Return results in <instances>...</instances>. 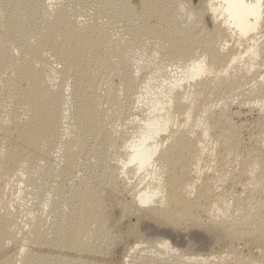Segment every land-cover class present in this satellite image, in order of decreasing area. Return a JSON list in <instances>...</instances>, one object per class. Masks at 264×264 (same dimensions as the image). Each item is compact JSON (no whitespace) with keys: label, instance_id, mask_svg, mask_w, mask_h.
<instances>
[{"label":"bare ground","instance_id":"1","mask_svg":"<svg viewBox=\"0 0 264 264\" xmlns=\"http://www.w3.org/2000/svg\"><path fill=\"white\" fill-rule=\"evenodd\" d=\"M176 7L184 20L170 19L159 34L148 8L137 15L134 31L153 40V53L178 58L170 70L147 72L138 81L137 69L152 62L117 59L107 41L96 45L92 34L70 42L69 30L50 27L45 15L32 36L36 44H28L31 35L29 41L20 37L16 8L8 13L0 3V82L11 69L6 88L20 94L11 99L16 112L0 117V264L34 257L31 235L42 218L13 211L19 185L35 188L37 170L51 171L61 159L74 164L80 154L93 179L78 180L83 190L72 200L64 230L70 251L51 252L50 264H264V0H188ZM204 19L210 29L200 24ZM12 39L18 46L28 41L19 50L22 63L13 58ZM70 44L78 63L70 64L74 89H54L55 56ZM110 73L138 94L136 106L125 108L128 130L112 135L98 126L90 142L76 146L58 138L64 150L46 163L57 127L64 137L68 97L81 92L95 104L89 92ZM94 158L106 161L97 173ZM25 226L29 238L22 236ZM166 233L181 237L183 248L169 244ZM152 247L160 257L150 260ZM143 253L148 257L141 259Z\"/></svg>","mask_w":264,"mask_h":264},{"label":"rangeland","instance_id":"2","mask_svg":"<svg viewBox=\"0 0 264 264\" xmlns=\"http://www.w3.org/2000/svg\"><path fill=\"white\" fill-rule=\"evenodd\" d=\"M187 1L188 0H0V3L7 9L10 6L16 8L18 12L17 14L15 12L14 15L17 16V24L21 29L19 33L20 37H24L29 41L31 35L30 42L25 40L28 44H31V41L33 42L32 44H36L32 36L41 29V19L38 17L42 18V16L45 15L47 16L50 27H62L69 30L68 39H70V42L71 40L73 41V39L75 41L81 39L82 33L86 36L92 34L98 37V39L95 38L93 40L96 45L102 44L101 38L103 37L105 41H107L106 46L109 48L108 51H110V55L117 56V59H126L134 66L136 62H152V66L150 67L137 69V80L141 81L142 75L147 72L159 75L162 71L164 72L166 67L170 70V64L174 66L175 63L173 64V62H177L178 58H167L162 51L153 53L151 50L153 40H149L148 37L136 33L138 31H134L133 27H135L134 25L137 23V15L142 14L144 12L143 10L148 8L147 15H149L150 26L159 34L160 29L167 26V24L165 25L167 21L171 22L172 19L176 18H182L184 20V11L176 6L178 3L183 4ZM32 2L37 5L33 7L31 5ZM154 5L155 10L153 11L156 12L150 10ZM8 11V13H10V9H8ZM200 24L207 29H210L212 26L209 19H204ZM22 42L23 41H20L22 45L18 46L16 40L14 41L12 39L11 42L10 40L8 41L9 47L14 50L13 53H17V55L13 54V58L17 56L15 60H17L18 63H22L25 60L19 52V50H23L25 47V42ZM17 46L18 48H16ZM72 50L73 48L70 44L66 50L55 56L57 63H54V66L56 67L57 74L50 81L54 89L68 88L71 91L74 89L71 82V75L73 73L70 64L74 62L76 64L78 63L71 57ZM49 52L47 51L45 53L48 55ZM50 55H52V53ZM50 55L47 57L49 61L52 62L54 57H50ZM112 60H115V57H113ZM89 62L96 63V60L90 59ZM11 72V69L5 70L2 78L3 81L1 80L2 82H0V88L4 89L3 94L7 91L3 97L0 96V111H3L2 113L0 112V117H2L1 120L4 121L6 119L8 120V117L16 112L14 101L12 100H16L17 96L20 95L16 91V96L14 91H9L6 88V85L8 87L11 84L10 79H8L9 77L7 78L8 75L10 76L13 73ZM110 75L114 74L110 73L109 76L104 74V77H102L104 79L101 81L102 84L100 82L97 83L99 87L96 88L97 91L89 92V97L96 102L95 104L87 103L85 98L81 95V92L75 93V97H68L71 107L66 110L67 118L63 122L67 123L64 128L65 134L63 137L57 127V134H53L55 136L50 139L51 149L48 151L49 154L44 156L46 163L52 160L50 157L52 153L60 155L64 150L65 145H63V143H61V145H58L59 142L56 143L58 138H60V140L67 139L71 145L75 144L76 146L78 143L84 141L90 142L91 136L97 130L98 126L99 128L102 126L105 130L110 131L112 135H116V133L118 135L120 131L125 129L128 130L126 127L130 124L128 115L125 114V108H133L136 106L135 103L138 94L134 93L125 81L119 77L115 78L113 76L111 78ZM106 76L108 77L106 78ZM4 77L10 81V83L8 82L9 84H6L7 80H5ZM99 84L102 86H99ZM216 103L220 104V101H216ZM213 104L215 105V102H213ZM10 111L12 113H10ZM77 114L81 115L79 116ZM247 136L248 131L241 132L243 140H245ZM80 155L76 156L74 164H65V160H62L60 156L61 160L52 164L51 171L43 168L37 170L34 174L38 179L36 184L39 187L36 186L34 188L33 186L31 188L22 182L19 185L20 189H23L20 194L22 197L19 196L17 199V195H14L15 198L13 197L16 202L12 200V204L14 205L12 208L13 211L17 212V215L22 214V218H24V215L32 216L36 214L42 218V221H39L38 227L34 229L31 235V246L29 248L34 254V257L30 259L27 264H50L51 259L55 258V256L51 255V252H56L64 256L66 252L70 251V247H68L66 243L64 230L69 226L68 216L73 213L72 200L83 190L78 184V180L83 178L82 180H88V182L90 181L89 183H91L93 179L91 178L89 180L88 177H86L88 175V170L82 168L83 160L80 158ZM103 163L106 164V161H100L98 158H94L92 167L93 170L96 171L95 173L98 172L97 170ZM17 183H20V181ZM24 184L25 186H23ZM17 202H19V204ZM30 221L32 222L33 219ZM23 231L27 233L28 226L23 227L21 233H23L22 236L25 235V237L29 238V233L25 234ZM164 237L172 246L178 249L183 248L181 237L171 236L167 233ZM196 240V236H191L192 242ZM43 248L50 250V252L46 253V255L45 253H40ZM152 249L154 251H152ZM152 249L149 250V254L148 251L146 252L149 259L152 260L160 257L156 249L153 247ZM146 253H143L140 258L142 259L143 256L148 257Z\"/></svg>","mask_w":264,"mask_h":264}]
</instances>
